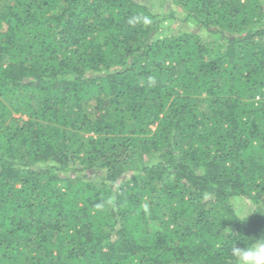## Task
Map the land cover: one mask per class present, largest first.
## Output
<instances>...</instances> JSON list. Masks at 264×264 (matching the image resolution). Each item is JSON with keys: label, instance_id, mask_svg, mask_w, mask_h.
Masks as SVG:
<instances>
[{"label": "trees", "instance_id": "obj_1", "mask_svg": "<svg viewBox=\"0 0 264 264\" xmlns=\"http://www.w3.org/2000/svg\"><path fill=\"white\" fill-rule=\"evenodd\" d=\"M261 236L264 0H0V264H237Z\"/></svg>", "mask_w": 264, "mask_h": 264}, {"label": "clouds", "instance_id": "obj_2", "mask_svg": "<svg viewBox=\"0 0 264 264\" xmlns=\"http://www.w3.org/2000/svg\"><path fill=\"white\" fill-rule=\"evenodd\" d=\"M238 217L245 220L251 212L246 207L238 205L236 208ZM232 255L236 257L237 264H264V236L254 239L251 246L238 247L234 242L231 248Z\"/></svg>", "mask_w": 264, "mask_h": 264}, {"label": "rangeland", "instance_id": "obj_3", "mask_svg": "<svg viewBox=\"0 0 264 264\" xmlns=\"http://www.w3.org/2000/svg\"><path fill=\"white\" fill-rule=\"evenodd\" d=\"M140 1H145V0H140ZM167 4L169 5V2L167 1ZM155 10H159L158 7L155 8ZM168 24L167 22H165L164 25H162V27L159 29V31L162 30V33L165 34L167 31L165 30L167 25ZM174 25H171L172 29L176 30L178 29L180 26H178V24H180V22L178 20H176L174 23ZM240 205V206H243V207H246L248 210H252L253 209V204L248 201V200H243V199H240V200H233V206H234V209L236 210L237 206ZM250 213V212H249Z\"/></svg>", "mask_w": 264, "mask_h": 264}]
</instances>
